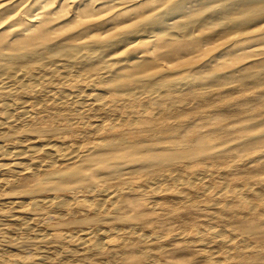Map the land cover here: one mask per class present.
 Instances as JSON below:
<instances>
[{
	"label": "bare ground",
	"instance_id": "1",
	"mask_svg": "<svg viewBox=\"0 0 264 264\" xmlns=\"http://www.w3.org/2000/svg\"><path fill=\"white\" fill-rule=\"evenodd\" d=\"M17 1L19 0H0V133L3 131V134L8 135L5 140L7 141L8 145H10V147H7L8 145L3 144L0 141V189L4 188L8 184L13 183L14 186L17 185L15 190L21 188V194H32L42 190H66L67 188L73 187L71 185H81L86 190L94 193L96 191V188L98 187H96L95 184L97 183L96 181L100 179V169L98 167L101 165L102 168L106 167V169L109 170L110 173L115 171V166L120 165V168L124 169L128 174L131 173L130 170H132L133 168L131 166L132 164L151 166V169L148 170L149 173H154L158 176H161L163 179H165L166 182L169 180L173 183L174 181L175 184L182 185L183 187H187L190 183L192 184V180L200 178L201 173L204 175L208 171H210L211 168L213 170L216 169V167H212L214 163L218 164V167H220V165L222 164V160H228L230 162V166L229 168L228 166L225 168L224 164H222L224 168L221 170L220 168L222 167H220L219 171H222V175L225 174L224 176L227 175L228 177H230L232 183H235V185L240 184V178L237 177L240 174L237 172H233L232 168L234 166L235 168H237L240 165H245V169H247L249 176L251 175L250 177L248 176L246 178L255 177L256 175L260 176V174L264 173L263 163L262 166L261 163H259V165L261 166L260 169H258L257 167V162L252 163L254 158H262L264 156V0H148L150 6L147 7V9H145L144 11L138 10L136 7H134L133 4L134 2H136V0H105V2L102 3L108 4L107 10H110V12L106 17L107 22H105V24H103L104 27L101 28L102 35L99 37L85 36L76 41H67L66 38L54 39L55 35L60 32L61 27H58L56 24L51 25L50 22L53 15L63 10V7L58 8L60 5L57 6L59 0H23V4L25 7H23L24 10H20L22 12H20L19 14V11L13 14L14 3H16ZM78 7L79 6H77L76 9L74 8L75 11H73V15L78 16ZM91 16H93V13L85 14L86 18H89ZM78 18L80 20L82 16H79ZM34 20L38 21L36 26H34V24H29V22H32ZM2 30L5 31L1 32ZM137 53L143 54L136 55ZM30 93L32 94L29 95ZM15 97H22V99L25 97L27 99L24 98L25 100H22L20 98L21 100L18 102L17 100L19 99H16ZM245 101H249V104L251 105H249L248 108H240L241 103ZM38 104H43V107L38 106ZM65 104L66 107L69 104L71 110L73 109V111L81 109V113L82 108L94 109L93 107H95L96 110H99L97 114L102 111L104 114L108 115L109 118L110 116L115 114L119 110V108H135V112L136 114L138 112L139 116H136L132 119L129 118L131 122H129L128 118L127 120L126 118L121 117L110 120L112 121V128L123 129L127 126H131L132 128H130V134L131 136L136 138L137 142L144 141L146 138L159 140V142H161L160 139L163 138H173V141L170 142L169 146H162V144H164L162 142L160 146L155 144L140 145L137 143L125 145V143L123 142L124 137L118 136L120 133L117 135L118 137L116 136L111 139H107V137L104 138L102 136L103 130L105 128L104 125L107 121L106 120L104 122L105 119L99 121L98 123L94 122L96 123L95 125H93L94 127L88 124L89 126L93 127V129L80 133L82 135V138L86 140H89L92 136L94 137V135L96 137L101 134L99 138L93 139L94 141H90L86 144H77L71 140H65L62 137V139L60 140L59 138L56 139L55 134H51L49 131H45L44 129H41L42 131L40 132L45 131L47 133L30 136L23 134L22 129L25 126L28 125L30 127H34L33 123H35L36 121L34 120L35 122H33V118L39 116L40 114L43 115V113L46 115L48 114L46 112L50 111L51 109H56ZM37 106L39 107V109L43 108L42 111L39 110ZM130 108L127 110L129 111ZM223 109H226V111H223V113L225 112V120H222L223 118L219 119L222 117L221 115H223L221 113V110ZM69 110L70 109H67L66 111L69 112ZM209 110L218 111L219 114L221 113V115L217 113L219 115V118L215 116V119L213 117H208L206 115L207 113L211 112ZM85 111L87 110H84L83 112ZM59 113H62V111ZM103 113L99 116L103 115ZM49 115L51 116V113ZM258 116H262V118H254ZM243 117H250L251 119H254H252L251 123L241 127H237L238 125H240L239 123H237L238 125L236 126H230L229 123L225 122L236 119L238 120ZM171 119H173L174 121H171ZM61 121L62 119L56 118V122ZM95 121L98 120L96 119ZM177 123H180L182 125L180 127L176 126ZM106 125L108 126V124ZM68 127H70V125ZM46 128L47 127H45V129ZM205 128L209 129L211 132H216V136H208L203 130ZM251 128H259V130H255V132L249 134L241 133L242 130ZM14 132H20V136H11V134H13ZM225 143H231V145H233L234 147L238 146L239 150L235 148L238 150H236V153L227 154L223 152L224 155H220L217 153V151H214L216 145L220 146L221 144ZM179 147H181L180 150H178ZM160 150H167V152H160ZM9 155H11V157H15L14 160L9 163H6V160L5 162H3L2 159L4 160ZM27 156L32 157L29 162L25 161V157ZM9 159L11 160V158ZM182 159L194 161H197L195 159H201V161L202 159H213L215 161L212 160V162H214L212 164L210 162L206 163L205 160V170H203V168V171L201 170L199 172L195 167L189 171V164V166L187 165L186 167L187 169H185L184 167H180V164L178 163ZM197 162L199 163V161ZM227 162H225L226 165ZM125 163L129 164L130 166H124ZM64 164L67 165L63 166ZM194 169H196L197 171ZM229 169L232 171H230ZM241 169L245 171L244 168ZM217 170L218 169H216V173ZM217 174L219 175L220 173ZM203 175L202 178H204ZM27 177L36 178L34 186H28V181H26ZM126 178L125 180H127ZM204 179H206V177ZM101 183L103 184L106 182ZM263 183L264 180L262 183L260 182L262 186H264ZM91 184H93V186ZM169 184H171V182ZM257 184L260 185L259 183ZM159 185L161 186L162 183ZM170 187H168V189ZM236 187H238V185ZM255 187L254 189L250 186L249 188L247 187L248 189H238L240 192H236V189L234 188L235 191H233L232 189L231 192L233 191L232 194L237 199L239 197L238 193H241L243 190H245V193H248L250 197L248 206L250 205V210L252 209V211H254L253 209H256L258 207L264 208V192L262 193V191H264L262 188L264 187L261 188L260 186V189L262 190L261 192H259L260 189L258 187L257 189L259 190H255ZM179 190L177 188L176 192H179ZM187 190L186 192L184 190V192L177 193L176 195L177 198H179L178 201H181L183 205H189V202L193 203V197H191L190 193H188ZM97 191L99 192V189ZM80 192H82V190ZM172 192H175V190L173 189ZM176 192L174 194H176ZM228 192H230V190ZM223 193L224 192H222L221 194H217H220L219 196H223ZM178 194L181 195L178 197ZM217 194L215 195L217 196ZM219 196L216 197L217 200L220 198ZM38 197L39 196H37V198ZM129 197H125L118 190H116V192L113 191L112 193L102 197L103 199L98 203L97 208L98 210L100 209V207L104 208V205H106L107 202H110L115 206V210L123 211V208H125V204L131 202L128 201ZM37 198H31V200H29L28 202H26L25 199H22L21 197L13 198L5 202V206L2 207L7 208V210L9 208L10 210L14 209L24 211H27L28 209H37L36 211H38V209L40 208L44 211L45 208H49L52 205H57V207L62 208H68L69 206H71V201H68L67 198H61L58 196L51 197V199L49 200ZM171 198L173 199V196ZM232 198H230V200ZM243 198L246 199V197ZM122 200L123 204H121ZM173 200L175 201V199ZM244 201V199L240 200L238 198L236 201V203L238 204L237 206L239 208L245 207L247 203ZM138 202L136 204H138ZM143 202L144 201H142V204L140 203L142 207L148 205H146V203L144 204ZM174 203L172 208L178 206L177 203H175V205ZM216 203L217 201H214V205L212 203V206H215ZM88 204L89 206H92L90 203ZM128 205L126 206V208H128ZM141 205H139V210H143L144 208H141ZM217 205L220 204L217 203ZM237 206H235V209H231L233 212L232 214H234V216L237 215V217L239 218L240 216L238 215H242V211L244 209L242 208V211L240 209H236ZM135 207L136 206H134V208L131 207V211H137ZM215 207L217 208V206ZM228 207L230 206L228 205ZM228 207L226 208L228 209ZM146 208L148 209V206ZM146 208L144 209L145 211L147 210ZM3 209L2 211H4ZM142 210L140 211L141 213ZM228 210L231 211L230 209ZM117 211L115 213H117ZM125 211H127V209ZM125 211H123V213ZM214 211L215 210L213 209V212ZM219 211L221 212V210ZM56 212H58V210ZM128 212H125V215ZM172 212L173 210L167 213L172 214ZM252 213L250 212V214L248 215H252ZM258 213H260V211ZM209 214H211L209 216L211 217L212 213H208V215ZM262 215H264L263 212ZM155 216H157V214ZM213 216H215V214ZM234 216H232V218L230 219L231 221H233ZM142 217L144 218V216ZM209 217H207V219ZM251 217L252 216H250V218ZM224 218L228 217H226L225 215ZM258 218L259 217H257V219ZM228 219L225 220V223L229 222ZM17 220L22 226L24 225L27 231H30L31 233L32 226L27 224L28 219L22 217L18 218ZM235 220H237V218ZM245 220H247V218H245ZM189 221L191 222V220H189L188 218V222ZM185 222L187 223V221ZM248 223L249 222L242 223L241 225H239V228L247 230L246 227L250 226V224ZM201 225L204 226V223H202ZM230 225L232 224H229V226ZM6 228L9 229L10 227L6 226ZM200 228L203 227L200 226ZM15 229L14 231H16ZM197 230L195 232H198ZM203 230L201 232L202 234L199 233L200 231L197 234H200L199 236H197L198 241L202 242L203 244H207V242L210 243V241L220 245L226 244L229 246L230 244L232 245L234 243L236 245V243H238L233 242L234 235L231 236L229 232H227L229 229L227 231H224V228L223 230H218L213 227V229L208 228L206 232H203ZM26 233L27 232H25V234ZM37 233L36 235H38ZM43 233L41 234V232H39L42 238L46 237L47 239L46 234ZM82 233H84V231ZM56 235L57 234H55V236ZM70 235V237H73L72 234ZM193 235L196 234H192V236ZM7 236L8 235H6V237ZM50 236H52L53 238V235ZM148 236L147 238H149ZM60 237L61 236L57 237L59 238L58 240L63 238ZM86 237L87 235H84L83 237L79 238L80 242L78 243L80 247H88L91 243H93L90 242L92 239L89 240V238L86 239ZM37 238L38 237H36V239ZM50 238L51 237H49L48 239ZM6 239L4 240L6 241ZM140 239L142 240L146 238L142 236L140 237ZM245 240L246 239H244V241ZM251 240L252 239H250V243ZM257 240L263 241V239H256V241ZM97 241V249H99L98 247H102L101 249H103V246L107 247L109 243H111H108V240L106 241L108 245L103 240L99 241L98 239ZM153 241H155V239ZM192 244L194 245V243ZM254 244L255 243H253V245ZM255 245L256 247H259V244ZM75 246L78 248V244H75ZM181 246L183 245L181 244ZM91 247H93V245ZM69 248L72 249L70 246ZM73 248L74 249L71 251H73V253L75 254H79V252L76 251L78 249L75 247ZM143 248L146 249V247ZM143 248L141 250H144ZM160 248L159 246H154L155 252H158ZM226 248L227 247H225V249ZM162 249L165 250L164 247ZM227 249L228 252L229 248ZM238 249L240 250V248ZM254 249L255 251L257 250V248ZM163 250L160 249L159 252ZM29 251L31 252V250ZM257 252L259 253V251ZM42 253H44V250ZM145 253L146 252L144 251V254ZM148 253L149 252L147 250V254ZM1 254L4 255L2 252L0 253V255ZM116 254L118 255V253ZM210 254L211 252L209 250L203 251L201 253L203 257H212V254L211 256ZM148 255L146 256L149 259L154 257V255H151V253ZM39 256H42V254ZM0 257L1 259L3 258L2 256ZM130 257L131 255L129 256V258ZM136 257L138 256H135V260H137ZM172 257H170V259ZM234 258L235 257H233V259ZM20 259L17 258V261H19ZM145 259L144 261L147 260V263L151 262V259L150 261H148V259ZM157 259H159V257ZM7 260L5 262H7ZM23 260L25 261L24 258ZM131 260L132 261H128H134L132 258ZM186 261L189 262V260ZM186 261L182 262V264H188ZM155 262L156 261H154V263ZM212 262L213 261H211L210 264Z\"/></svg>",
	"mask_w": 264,
	"mask_h": 264
},
{
	"label": "rangeland",
	"instance_id": "2",
	"mask_svg": "<svg viewBox=\"0 0 264 264\" xmlns=\"http://www.w3.org/2000/svg\"><path fill=\"white\" fill-rule=\"evenodd\" d=\"M2 1V0H1ZM159 1H163V0H159ZM102 2H105V0H59V2L57 3V6H59L58 8H61L63 7V10L58 12L57 14L53 15L51 17V22L50 24L51 25H54L56 24L58 27L60 26L61 27V30L60 32L55 35V38H66L67 41H76V40H79L80 38L82 37H85V36H95V37H99L102 35V30L101 28L104 27L103 24H105V22H107V15L108 13L110 12V10H107V7H108V4H104ZM98 3V4H97ZM28 5V4H27ZM26 5V6H27ZM134 7H136L138 10H145L147 9V7L150 6V4L148 3V0H136V2H134ZM13 6V5H12ZM79 6V14L78 16L76 15H73V11H75L76 7ZM24 4H23V0H19L17 1L16 3H14V7H13V14H15L16 12H18V14L22 11L20 10H24ZM57 8V9H58ZM75 8V9H74ZM87 13H93V16L89 17V18H86L85 17V14ZM63 15V16H62ZM76 16V17H75ZM79 16H82V18L79 20ZM77 18V19H76ZM37 22L36 20L32 21V22H29V24H34V26L37 25ZM71 25V26H70ZM5 30H2L1 32H4ZM73 35V36H72ZM70 37V38H69ZM143 53H137L136 55H141ZM32 93H30L29 95H31ZM25 96H28V95H25ZM16 98V97H15ZM22 99V97H17L16 99H19L17 100L18 102ZM25 98V97H24ZM22 99V100H25V99ZM243 103V104H242ZM241 103V106L240 108H248L250 102L249 101H245V102H242ZM38 106H42L43 107V104H38ZM37 106V107H38ZM69 107V108H68ZM55 108V107H54ZM60 108V109H59ZM66 108V109H65ZM94 109H84L82 108V113H81V109H78V110H74L73 109L71 110V107L69 106V104L67 105L66 107V104L65 105H62L61 107H58L56 109H48L50 111L46 112L48 114H40L39 116L33 118V123L34 124V127H30V126H25L22 130L23 134H26V135H39V134H42V133H47L45 131H49L51 134H55V137L56 139L59 138L62 139L64 138L65 140H71L75 143H88L90 141H94L93 139H97L101 136V134L99 136H96L94 135V137L92 136L89 140L87 139H84L82 138V135L80 134L81 132H85V131H88V130H91L93 129V125H95L96 123H98L99 121H102L104 120V122H108L106 123L105 122V125H104V130H103V133H102V136L105 138L107 137V139H111V138H114L116 137L119 133L118 136H123L124 137V143L125 145H128V144H140V145H150V144H155V145H158L160 146L162 143V146L164 145H170V142L173 141V138H163V139H160V141L162 142H159V140H152L151 138H146L144 141H141V142H137L136 141V138H134L133 136H131L130 134V128H132L131 126H127L123 129H113L112 128V125H111V122L110 120H113L115 118H134L136 116H139V113L137 112L136 114V110L135 108H130V107H123V109L119 108V110L113 114L112 116H109L104 114L102 111H100L99 114H97L99 112V110H96L95 107H93ZM130 110L128 111L127 109ZM39 109V107H38ZM43 108H40L39 110L42 111ZM67 109H70L69 112L66 111ZM133 109V110H131ZM57 110V111H56ZM62 113H59L61 112ZM84 110H87L85 112H83ZM94 110V112H93ZM96 110V111H95ZM56 111V112H54ZM73 111V112H72ZM92 111V112H91ZM131 111V112H130ZM211 111L210 113H207L206 116L208 117H213L215 119V116H217L219 118V115H221V113L223 115H221L219 119H222V120H225V116H224V113L223 111H226V109L224 110H221L220 114L218 111H213V110H209ZM51 113V116L49 115ZM67 112V113H66ZM71 112V113H70ZM80 112V113H79ZM96 112V113H95ZM101 116H99L100 114H102ZM130 112V113H129ZM213 112V113H212ZM74 113H77V114H74ZM128 113V114H127ZM213 115H212V114ZM219 115H218V114ZM54 114V115H53ZM57 114V115H56ZM97 114V115H96ZM131 114V115H130ZM133 114V115H132ZM56 115V116H55ZM211 115V116H209ZM44 116V117H43ZM47 116V117H46ZM104 116V117H103ZM107 116V117H106ZM130 116V117H129ZM46 117V118H45ZM93 117V118H92ZM99 117V118H98ZM216 117V118H217ZM56 118H60L62 119V123L61 122H56ZM255 119H261L262 116H258V117H254ZM252 118V119H254ZM67 119H68V122H67ZM98 120V121H95V120ZM101 119V120H100ZM127 119V120H128ZM129 119V122H131V120ZM244 119V120H243ZM252 119L250 117H243V118H240V119H236V120H231V121H225L226 123H229L230 126H236L238 125L237 123H239L240 125H238L237 127H241V126H244L246 124H249L252 122ZM35 120V121H34ZM51 120V121H50ZM65 120V121H63ZM50 121V122H49ZM171 121H174L173 119H171ZM199 121V120H198ZM53 124H52V123ZM72 124H70V123ZM96 122V123H94ZM110 122V123H109ZM248 122V123H246ZM51 123V124H50ZM93 123V124H92ZM36 124V125H35ZM38 124V125H37ZM86 124V125H85ZM93 126H89V125ZM108 124V126L106 125ZM180 123H177L176 126H181L182 124ZM233 124V125H232ZM67 125V126H65ZM70 125V127H68ZM37 126H40V127H37ZM42 127V128H41ZM45 127H47L45 129ZM33 128V129H31ZM66 128V129H65ZM69 128V129H68ZM72 128V130H71ZM109 128V129H108ZM27 129V130H25ZM30 132H29V130ZM44 129L45 131L43 132H40ZM76 129V130H75ZM78 129V130H77ZM107 132H106V131ZM118 130V131H117ZM205 131V133L208 135V136H216V132H211L209 129L205 128L203 129ZM208 130V131H207ZM255 130H259V128H251V129H247V130H242L241 133L243 134H249V133H252V132H255ZM25 131V132H24ZM72 131V133H71ZM77 131V132H75ZM124 131V132H123ZM250 131V132H248ZM3 132V131H2ZM0 133V141L3 143V144H6L8 145L7 141L5 140V138L8 137V135H5L3 133ZM21 132V133H22ZM68 132V133H67ZM79 132V134H78ZM116 132V133H115ZM77 133V134H76ZM210 133V134H209ZM3 134V135H2ZM11 136H20V132H14L13 134H11ZM117 136V137H118ZM211 136V137H212ZM62 137V138H61ZM70 137V138H69ZM109 137V138H108ZM128 140V141H127ZM163 140V141H162ZM132 141V142H131ZM134 141V142H133ZM221 146V147H220ZM216 145V147L214 148V151H217L218 154L220 155H224L223 152L225 153H236L239 148L238 146L234 147L233 145H231V143H225V144H221V145ZM231 146V147H230ZM7 147H10V145H8ZM230 148V149H229ZM237 148V149H235ZM178 149V148H177ZM175 149V150H177ZM181 147H179L178 150H180ZM227 149V150H226ZM235 149V150H234ZM227 152H226V151ZM237 150V151H236ZM160 152H164L166 153L167 150H160ZM222 153V154H221ZM226 155V154H225ZM8 158V159H7ZM11 158V160L9 159ZM15 157H11V155L7 156L4 160L2 159L3 162H5V160L7 161L6 163H9L11 161L14 160ZM27 159V160H26ZM32 159V157L30 156H27L25 157V161L26 162H29L30 160ZM257 159V160H256ZM10 160V161H9ZM197 161H199V163L197 161H194V160H188V159H182L180 160V162L178 164H180V167H184L185 169H187V165L189 164L190 165V168L188 167V170H192L194 167L200 172L204 167H205V164L207 162H210V163H214L212 162L211 159H202V161L204 162V165H203V162L201 161V159H195ZM211 160V161H210ZM215 161V160H213ZM225 160H222V164H224L225 168L228 166H230V162L228 163L227 161V165L226 163L224 162ZM190 162V163H189ZM196 162V163H195ZM257 162V167L258 169L261 168L262 166V163L264 164V156L262 158H254L253 162L252 163H255ZM259 163H261V166L259 165ZM196 164V165H195ZM220 165V167H218V164H213V168L216 167L217 170V173H220L219 175L216 173V169H212V172L211 170L208 171L206 174H202L200 175V178L198 179H194L192 180V184L190 183L187 187H188V190H187V187H183L182 185H179V184H175V182L173 181H165V179H163L161 176H158L154 173H149L148 170L151 169V166H146V165H139V164H132L131 166L133 167L130 174H128L124 169L120 168V165L119 166H115V171L114 172H109V170L106 169V167H103L102 168V165L99 166L98 168L100 169L99 170V173H100V176H99V180H97L95 186L97 187L96 188V191L99 189V192L95 191L94 193L93 192H90L89 190H86L83 186L81 185H71L73 187H70V188H67L66 190H59V191H56V190H42V191H38L36 193H23L21 194V188H18V190L16 188L17 185L14 186L13 183L11 184H8L6 185L4 188L0 189V253L2 252L4 255H0L2 256L3 258L1 259L0 261V264H135V263H138V264H146L147 263V260L150 261L151 259V262L147 263V264H171V263H174V264H182V262H185L186 260H189L186 261L188 264H210L211 261H213L211 264H262L264 263V237H261V236H264V215H262V212L264 214V208L263 207H258L256 209H253L254 211H252V209L250 210V205L248 206L249 204V201H250V197L248 195V193H245V190H243L241 193H238L239 194V199L240 200H245L244 202H246V206L245 207H241L239 208L236 203L237 199L233 196L232 192L235 191L236 189V192H238L239 190L238 189H248L249 186L251 188L254 189L255 187V190H259L260 189V186L261 188L264 187L260 184V182L262 183L263 180H264V173L260 174L259 175H256V179L255 177H251V178H246L249 176V173L247 171V169H245V165H240L239 167L235 168V166L232 168L233 169V172H237L239 173L240 175H238L237 177L240 178V184H237L238 187H236L237 185H235V183H232L230 177H228L227 175L224 176L222 175L223 173H221L219 170L223 169L224 166L223 165ZM67 164H64L63 166H65ZM185 165V166H184ZM188 165V166H189ZM200 165V166H199ZM216 165V166H214ZM124 166H130L129 164L125 163ZM232 166V165H231ZM248 166V165H247ZM119 169H118V168ZM123 167V165H122ZM192 167V168H191ZM201 169H200V168ZM199 168V169H198ZM220 168V169H219ZM241 168H244L245 171H243V169ZM247 168V167H246ZM117 169V171H116ZM194 169V170H196ZM210 169V168H209ZM236 169V170H235ZM239 169V170H237ZM257 169V170H258ZM121 172H120V171ZM196 170V171H197ZM205 170V168L203 169ZM202 170V171H203ZM230 170V169H229ZM228 171V169H227ZM232 171V170H230ZM247 171V172H246ZM255 171V170H254ZM105 172V173H104ZM125 172V173H124ZM133 172V173H132ZM211 172V173H210ZM108 173V174H107ZM122 173V174H121ZM248 173V174H247ZM106 174V175H105ZM114 174V175H112ZM117 174V175H116ZM136 174V175H135ZM208 174V175H207ZM210 174V175H209ZM212 174V175H211ZM259 174V173H258ZM102 175V177H101ZM121 175V176H120ZM123 175V176H122ZM129 175V176H128ZM202 175L204 176V178L206 177V179L202 178ZM206 175V176H205ZM222 175V177H221ZM105 176V177H104ZM111 176V177H110ZM116 176V177H115ZM132 176V177H131ZM157 176V177H156ZM251 176V175H250ZM249 176V177H250ZM263 178H262V177ZM108 177V178H107ZM127 177V178H126ZM154 177V178H153ZM156 177V178H155ZM160 177V178H159ZM210 177V178H209ZM224 177V178H223ZM226 177V178H225ZM261 177V178H260ZM110 178V179H109ZM124 178V179H122ZM125 178L127 180H125ZM131 178V179H130ZM31 179V180H30ZM122 179V180H121ZM157 179V180H156ZM161 179V180H159ZM202 179V180H201ZM204 179V180H203ZM252 179V180H251ZM113 180V181H112ZM119 180V181H118ZM152 180V181H151ZM199 180V181H198ZM248 180V181H247ZM250 180V181H249ZM26 181H28V186H34V183L36 181V178L35 177H27L26 178ZM32 181V183H31ZM139 181V182H138ZM150 181V182H149ZM196 181V182H195ZM245 181V182H244ZM101 182H106V183H101ZM108 182V183H107ZM171 182V184H169ZM194 182V183H193ZM221 182V183H220ZM226 182V183H225ZM242 182V183H241ZM244 182V183H243ZM31 183V185H30ZM124 183V184H123ZM128 183V184H127ZM148 183V184H147ZM157 183V184H156ZM162 185L160 186L159 184ZM200 183V184H199ZM225 183V185H224ZM250 183V184H249ZM253 183V184H251ZM257 183H259L260 185H258ZM106 184V185H105ZM151 184V185H149ZM175 184V185H174ZM242 184V185H241ZM247 184V185H246ZM257 184V185H256ZM264 184V183H263ZM93 186V184H91ZM103 185V186H102ZM131 185V186H130ZM153 185V187H152ZM165 185V186H164ZM168 185V186H167ZM173 185V186H172ZM178 187H177V186ZM193 185V186H192ZM218 185V186H217ZM227 185V186H226ZM246 185V186H245ZM253 187H252V186ZM107 186V187H105ZM156 186V187H154ZM171 186V187H170ZM191 186V187H190ZM226 186V187H225ZM235 186V187H234ZM244 186V187H243ZM11 187V188H10ZM145 187V188H144ZM168 187H170L168 189ZM175 190V192L177 191V188L178 190H187L188 193H190L191 197H193V203L192 202H189L190 204H185L183 205L181 203V201H178L179 198H177V193H182L184 192L183 191H180L179 192H176V194H174L175 192H172L173 189ZM183 187V189H182ZM229 187V188H228ZM248 187V188H247ZM257 187L259 189H257ZM7 188V189H6ZM101 188V189H100ZM110 188V189H109ZM130 188V189H129ZM136 188V189H135ZM167 188V190H166ZM218 188V190H217ZM225 188V189H224ZM231 188V189H230ZM235 188V189H234ZM80 189V190H79ZM103 189V191H102ZM134 189V190H133ZM142 191H141V190ZM144 189V191H143ZM152 189V190H150ZM156 189V190H155ZM161 189V190H160ZM171 189V190H170ZM233 189V191L231 192V190ZM264 190V188H262ZM75 190V191H74ZM82 190V192H80ZM116 190H118L119 192H121L125 197H129L128 198V201L130 203H126L125 204V208L126 206L128 205V208L130 209L131 207L134 209V211H129L128 208L127 211H125L126 209L123 208V211L125 212H128L126 215H125V212L123 213V211H121L123 213V216H122V213L120 211H117L114 209V205L110 202H107L106 205H104L105 207H100V211L98 210L97 208V205L98 203L103 199L102 197L112 193L113 191L116 192ZM155 190V191H154ZM159 192H158V191ZM209 190V191H208ZM214 190V191H213ZM216 190V191H215ZM230 190V192H228ZM17 191V193H16ZM74 191V192H73ZM102 191V192H101ZM112 191V192H111ZM151 191V192H150ZM155 193H154V192ZM164 191V193H163ZM169 191V192H168ZM262 190L260 189L259 192H261ZM125 192V193H124ZM134 192V193H133ZM146 192V193H145ZM158 192V193H157ZM172 194H171V193ZM193 192V193H192ZM205 192V193H204ZM207 192V193H206ZM213 192V193H212ZM222 192H224L226 194L223 193V196H219ZM240 192V191H239ZM264 191H262L263 193ZM19 193V194H18ZM43 193V194H42ZM100 193V194H99ZM129 193V194H128ZM145 193V194H144ZM217 193H220V194H217ZM18 194V195H17ZM29 194V195H28ZM197 194V196H196ZM200 194V195H199ZM205 194V195H204ZM217 194V196H219L220 198L217 200V196L215 195ZM230 194V195H228ZM244 195V196H241V195ZM247 194V196H246ZM181 194H178V197L180 196ZM197 197H195V196ZM203 195V196H202ZM215 195V196H214ZM232 195V196H231ZM23 196V197H22ZM37 196H39L37 198ZM61 197V198H67L68 201H71L70 202V205L68 208L67 207H57V205H52L51 207H47L44 209V211L42 209H38V211H36L37 209H28L27 211L25 210H14V209H9L7 210V208L5 207H2V206H5L4 203L13 199V198H17V197H21L22 199H25L26 202H28L29 200L32 199H46V200H49L51 199V197ZM73 196V197H71ZM173 196V199H175V201L171 198ZM225 196V197H224ZM229 196V197H228ZM3 197V198H2ZM31 197V198H30ZM36 197V198H35ZM44 197V198H43ZM50 197V198H49ZM94 197V199H93ZM170 197V198H169ZM199 197V198H198ZM223 200H222V198ZM233 197V198H232ZM243 197H246L241 199ZM78 198V199H77ZM81 198V199H80ZM85 198V199H84ZM140 198V199H139ZM203 198V199H202ZM213 198V199H212ZM216 198V199H214ZM227 198V199H226ZM230 198L232 199L230 200ZM249 198V199H248ZM107 199V198H106ZM168 199V200H167ZM197 199V200H196ZM226 199V200H225ZM90 200V202H89ZM134 200V201H133ZM167 200V201H166ZM200 200V202H199ZM222 200V201H221ZM225 200V202H224ZM109 201V200H108ZM139 201V202H138ZM141 201V202H140ZM142 201H144L143 203L148 206V209L146 208L147 206H143L142 207ZM156 201V202H155ZM177 201V202H176ZM197 203H196V202ZM209 201V202H208ZM214 201H217L218 204L220 205H216L217 208L215 206H212V203L214 205ZM221 201V202H220ZM248 201V202H247ZM2 202V203H1ZM79 202V203H78ZM97 202V203H96ZM133 202V203H132ZM138 202V204H136ZM148 202V203H147ZM172 202V203H171ZM177 203L178 206L175 207V208H172L173 206V203ZM231 202V203H229ZM82 205H81V204ZM85 203V204H84ZM90 203L92 206H89ZM94 203V204H93ZM96 203V204H95ZM141 203V204H140ZM157 203V204H156ZM170 203V204H168ZM174 203V205H175ZM197 206H196V204ZM228 203V204H227ZM74 204V205H73ZM87 204V205H86ZM121 204H123V200L121 201ZM135 204V205H134ZM162 204V205H161ZM167 204V205H166ZM172 204V205H171ZM176 204V205H177ZM139 205H141V208H143V210L146 208L147 210L143 211L142 209L139 210ZM150 205V206H149ZM153 205V206H152ZM157 205V206H156ZM160 205V206H158ZM170 205V206H169ZM183 205V206H182ZM228 205L230 207H228ZM77 206V207H76ZM95 206V207H94ZM124 206V205H123ZM162 206V207H161ZM180 206V207H179ZM195 206V207H194ZM228 207V209H230L231 211H229L226 207ZM235 206H237L236 209H240L242 211V208L245 210H243V214L241 215H238L241 217L238 218L237 215L234 216V214H232V209H235ZM92 207V208H91ZM99 207V206H98ZM153 207V208H152ZM170 209H168V208ZM179 207V208H178ZM211 207V208H210ZM213 207V208H212ZM221 207V209H220ZM227 209H224V208ZM234 207V208H233ZM4 208V209H3ZM51 208V210H50ZM75 208V209H74ZM78 208V209H77ZM103 208V209H102ZM167 208V209H166ZM232 208V209H231ZM2 209L4 211H2ZM87 209V210H86ZM91 209V210H90ZM111 209H114V210H111ZM154 209V210H153ZM172 214L171 213H167V212H171L172 210ZM177 209V210H176ZM213 209L215 210L213 212ZM46 210V211H45ZM55 210V211H54ZM58 210V212H56ZM64 210V212H63ZM70 210V211H69ZM85 210V211H83ZM106 210V211H104ZM142 210V213L140 212ZM149 210V211H148ZM168 210V211H167ZM212 210V211H211ZM217 210V211H216ZM221 210V212L219 211ZM250 210V211H249ZM12 213H11V212ZM21 211V212H20ZM97 211V212H96ZM99 211V212H98ZM117 211V213H115ZM167 211V212H166ZM195 211V212H194ZM223 211V212H222ZM226 213H225V212ZM248 211V212H247ZM260 211V213H258ZM15 212V213H14ZM134 212V213H133ZM136 212V213H135ZM140 214H139V213ZM166 212V213H165ZM230 212V213H228ZM247 212V213H246ZM250 212L252 213V215H248L250 214ZM8 213V214H7ZM14 213V214H13ZM19 213V214H18ZM46 213V214H45ZM77 213V214H76ZM86 213V214H85ZM144 213V214H143ZM208 213H212V216L215 214V216H211L209 217L211 214L208 215ZM228 213V214H227ZM12 214V215H11ZM105 214V215H104ZM120 214V215H119ZM157 214V216H155ZM226 217L228 218H224L225 215ZM247 214V215H246ZM21 215V216H20ZM45 215V216H44ZM129 215V216H127ZM134 215V216H133ZM195 215V216H193ZM219 215V216H217ZM224 217H223V216ZM228 215H231V216H228ZM7 216V217H5ZM36 216V217H35ZM43 216V217H42ZM47 216V217H46ZM119 216V217H118ZM125 216V217H124ZM138 216V217H137ZM144 216V218L142 217ZM184 216V217H183ZM232 216H234L233 218V221H231L230 219L232 218ZM249 216V218H248ZM250 216H252L250 218ZM263 216V217H262ZM9 217V218H8ZM26 218L28 219V222L27 224L31 225V233L30 231H27L24 227V225L22 226L19 221L17 220L18 218ZM28 217V218H27ZM39 217V218H38ZM122 217V218H121ZM132 217V218H131ZM135 217V218H134ZM151 217V218H150ZM186 217V218H185ZM200 217V218H199ZM207 217L209 218L207 219ZM217 219H216V218ZM255 217V218H254ZM257 217H259L257 219ZM262 217V218H261ZM37 218V219H36ZM54 218V219H53ZM188 218L189 220H191L190 224L188 222ZM193 220H192V219ZM202 218V219H201ZM205 218V219H204ZM220 218V219H219ZM237 218V220H235ZM245 218H247V220H245ZM115 219V220H114ZM136 221H135V220ZM143 221H141V220ZM195 219V220H194ZM198 219V220H197ZM201 219V220H200ZM204 219V220H203ZM229 222L225 223L227 220ZM240 221H239V220ZM244 219V220H243ZM255 219V220H254ZM261 219V220H260ZM13 220V221H12ZM208 220V221H207ZM31 221V222H30ZM187 221V223L185 222ZM193 221V222H192ZM200 221V222H199ZM203 221H206V222H203ZM185 222V223H183ZM246 222H249L248 224H250V226H247V230H244V229H241L239 228V225H241L242 223H246ZM18 223V224H17ZM32 223V224H31ZM202 223H204V226L201 225ZM207 223V224H206ZM226 225H224V224ZM256 223V224H254ZM162 226H161V225ZM200 224V225H199ZM228 224V225H227ZM229 224H232L229 226ZM235 224V225H234ZM16 225V226H15ZM143 225V226H142ZM2 226V227H1ZM7 227H10L9 230ZM12 226V227H11ZM28 226V225H27ZM140 226V228H139ZM173 226V227H172ZM194 226V227H193ZM203 227V228H200ZM216 226V227H215ZM218 226V228H217ZM227 226V227H226ZM233 230H231L229 227ZM20 227V228H19ZM153 227V228H152ZM170 227V228H169ZM183 227V228H182ZM189 227V228H188ZM191 227V228H190ZM197 227V228H196ZM199 227V228H198ZM216 228L218 230H223V228L225 229L224 231H228L229 234L231 236H233L234 240H237V241H234L233 242H238L236 243V245L233 243L232 245L230 244L229 245H220V244H217V243H214V242H207V244H203L202 242L198 241V237L199 233L202 232L203 229V232H206L209 229H213ZM13 228V229H12ZM16 228V229H15ZM117 228V229H116ZM125 228V229H124ZM135 228V229H134ZM220 228V229H219ZM237 228V229H236ZM249 228V229H248ZM14 229L16 231H14ZM33 229V230H32ZM37 229V230H36ZM41 229V230H40ZM43 229V230H42ZM83 229V230H82ZM87 231H86V230ZM140 229V230H139ZM182 229V230H180ZM185 229V230H184ZM189 231H188V230ZM195 229V230H194ZM199 229V230H197ZM201 229V230H200ZM21 234H20V232ZM25 230V231H24ZM35 230V231H34ZM94 230V231H93ZM105 230V231H104ZM112 230V231H111ZM115 230V231H113ZM122 230V231H121ZM124 230V231H123ZM128 230V231H127ZM131 230V231H130ZM133 230V231H132ZM176 232H174V231ZM184 230V231H183ZM198 231V232H195V231ZM235 230V231H234ZM84 231V233H82ZM111 231V232H110ZM127 231V232H126ZM136 231V232H135ZM187 231V232H185ZM10 232V233H9ZM12 232V233H11ZM25 232H27L25 234ZM38 232V233H37ZM39 232H41V234L44 232L47 236V239L46 237L42 238L41 234H39ZM63 232V233H62ZM77 232V234H76ZM86 232V233H85ZM89 232V233H88ZM99 232V233H98ZM104 232V233H103ZM107 232V234H106ZM174 232V233H173ZM181 232V233H180ZM184 234H183V233ZM190 232V234H189ZM192 232V233H191ZM194 232V233H193ZM257 234H255V233ZM36 233L39 235H36ZM43 233V234H44ZM67 233V234H66ZM102 233V234H101ZM135 233V234H134ZM173 233V234H172ZM259 233V234H258ZM8 235L6 237V235ZM10 234V235H9ZM16 236H15V235ZM23 234V235H22ZM33 236H32V235ZM55 234H59L58 236H61L63 237L62 239L58 240L59 238H57L58 236ZM72 234L73 237H70ZM96 234V235H95ZM143 234V235H142ZM158 234V235H157ZM168 234V236H167ZM175 234V235H174ZM180 234V236H179ZM189 236H187V235ZM192 234H196V235H193ZM202 234V233H201ZM5 235V236H3ZM15 237H13V236ZM18 235V236H17ZM26 235V236H25ZM50 235H53V238L52 236ZM75 235V236H74ZM84 235H87L86 239L89 238V240H91L90 242H95L94 244L91 243L88 247H80L79 243V238L80 237H83ZM144 237L146 239H140V237ZM149 235V236H148ZM156 235V236H155ZM165 235V237H164ZM177 235V236H176ZM182 235V236H181ZM239 235V236H238ZM252 235V236H251ZM261 235V236H260ZM2 236V237H1ZM10 236H11V240H10ZM21 236V237H20ZM23 236V237H22ZM28 236V237H27ZM65 236V237H64ZM138 238H137V237ZM147 236L149 238H147ZM154 236V237H153ZM160 236V237H159ZM193 239H192V237ZM196 236V237H194ZM237 236V237H236ZM248 236V237H246ZM257 236V237H256ZM260 236V237H258ZM6 237V238H4ZM19 237V238H18ZM36 237H38L36 239ZM49 237H51L50 239H48ZM60 237V238H61ZM121 239H120V238ZM151 237V238H150ZM157 237V239H156ZM160 239H159V238ZM175 237V238H174ZM236 237V238H235ZM246 237V238H244ZM251 237V238H249ZM255 237V238H254ZM3 238V239H2ZM17 238V239H16ZM55 238V239H54ZM77 238V239H76ZM123 238V239H122ZM126 238V239H125ZM129 238V239H128ZM178 238V239H177ZM187 238V239H186ZM248 238V239H247ZM6 239V241L4 240ZM16 239V241H15ZM25 239V240H23ZM40 239V240H39ZM67 239V240H66ZM70 239V240H69ZM99 241L103 240L105 241V243H107L106 241L108 240V243H107V247L106 246H103L104 248L101 249L100 247H98L99 249H97V246L96 244L98 243V240ZM126 241H125V240ZM155 239V241H153ZM166 239H169V240H166ZM192 239V240H191ZM244 239H246L244 241ZM250 239L251 240V243H250ZM256 239H263L262 240H257ZM3 240V241H2ZM9 242H8V241ZM19 240V241H18ZM58 240V241H57ZM66 240V241H65ZM78 240V241H76ZM118 240V241H117ZM131 240V241H130ZM166 240V241H165ZM197 240V241H196ZM248 240V241H247ZM12 241V242H11ZM62 241V242H61ZM114 244H113V242ZM241 241V242H240ZM255 241V242H254ZM58 242V244H57ZM76 242V243H75ZM97 242V243H96ZM116 242V243H115ZM119 242V243H118ZM135 242V243H134ZM189 242V243H188ZM199 242V243H198ZM249 242V244H248ZM194 243V245L192 244ZM253 243L255 244H259V247L256 245L254 246ZM263 243V245H262ZM53 244V245H52ZM75 244H78V248L75 246ZM159 246V248L161 250H163L162 248L164 247L165 250L163 251H160L158 250V252H155L154 250V246L155 247H158L157 245ZM177 244V245H176ZM181 244L183 246H181ZM192 244V245H191ZM245 244V245H244ZM252 244V246H251ZM262 247H261V245ZM93 245V247H91ZM170 245V246H169ZM180 245V246H179ZM191 245V246H190ZM216 245V246H215ZM241 245V246H240ZM69 246L72 248L70 249ZM115 246V247H114ZM178 246V247H177ZM187 246V247H186ZM240 246V247H239ZM247 246H250V247H247ZM77 248L78 250H76L78 253H73V250L74 248ZM112 247V248H110ZM143 247H146L143 248ZM150 249H149V248ZM225 247L229 248V251L227 252V248L225 249ZM237 249H236V248ZM243 250H242V248ZM257 248V250L255 251L254 248ZM5 248V249H3ZM19 250H18V249ZM87 248H92L91 250L90 249H86ZM107 248V249H106ZM134 248V249H133ZM139 248V249H138ZM144 249V250H141V249ZM148 248V249H147ZM153 248V249H152ZM234 249V250H231V249ZM240 248V250L238 249ZM253 248V250H252ZM2 249V250H1ZM41 249V250H40ZM44 250V253L43 250ZM61 249V250H59ZM82 249V250H81ZM97 249V250H96ZM112 249V250H111ZM225 249V250H224ZM248 249V250H247ZM7 250V251H6ZM13 250V251H12ZM17 250V251H16ZM21 250V251H20ZM25 252H24V251ZM31 250V252L29 251ZM63 250V251H62ZM68 250V251H67ZM124 250V251H123ZM147 250H148V254L151 253V255H154V257L152 258H148L146 255L147 254ZM154 250V251H153ZM210 251L211 254H212V257H203V255H201V253L203 251ZM222 250V251H221ZM239 250V251H238ZM252 250V251H251ZM17 253H16V252ZM27 251V252H26ZM80 251H81V256H80ZM139 251H142V252H139ZM144 251L146 252L144 254ZM152 251V252H150ZM220 251V252H219ZM225 251V252H223ZM237 251V252H236ZM244 251V252H243ZM259 251V253L257 252ZM6 252V253H5ZM8 252V253H7ZM15 252V253H14ZM20 252V253H19ZM30 254H29V253ZM83 252V253H82ZM112 252V253H111ZM121 252V253H120ZM138 252V253H137ZM230 252V253H229ZM233 252V253H231ZM250 252V253H249ZM255 252V253H254ZM34 253V254H33ZM39 253V254H38ZM72 253V254H71ZM116 253H118V256ZM120 253V254H119ZM141 253V255H140ZM228 253V255H227ZM22 254V255H21ZM42 256H39L41 255ZM76 256H75V255ZM114 257H113V255ZM116 254V255H115ZM124 254V255H123ZM170 254V255H169ZM172 254V255H171ZM174 254V255H173ZM210 254V256H211ZM216 256H214V255ZM235 256H234V255ZM241 254V255H240ZM14 255V256H13ZM19 255V256H18ZM46 257H45V256ZM127 255V256H126ZM131 255V257L129 258V256ZM145 255V256H144ZM201 255V256H200ZM225 255V256H224ZM227 255V256H226ZM258 255V256H257ZM12 256V257H11ZM24 256V257H23ZM34 256V257H33ZM38 258H37V257ZM133 256V257H132ZM135 256H138L136 257L137 260H135ZM149 256V255H148ZM172 257L170 259V257ZM177 256V257H175ZM231 256V257H229ZM250 256V257H249ZM5 257V259H4ZM44 257V258H43ZM78 257V258H77ZM146 259H145V258ZM159 257V259H157ZM169 257V259H168ZM193 257V258H192ZM215 257V258H214ZM233 257H235L233 259ZM252 257V258H251ZM8 258V260H7ZM16 258V259H15ZM17 258L20 259L19 261H17ZM23 258L25 259V261L23 260ZM55 258V259H54ZM131 258L134 260L133 262H130L132 261ZM139 258V259H138ZM155 258V259H153ZM178 258V259H177ZM213 258V259H211ZM230 258V259H229ZM241 258V259H240ZM243 258V259H242ZM258 258V259H257ZM14 259V260H12ZM39 259H42V260H39ZM44 259V260H43ZM63 259V260H62ZM141 259V260H140ZM143 259V260H142ZM144 259L146 261H144ZM153 259V260H152ZM207 259V260H206ZM215 259V260H214ZM222 259V260H221ZM233 259V260H232ZM238 259V260H237ZM254 259V260H253ZM4 260V261H2ZM7 260V262H5ZM10 260V261H9ZM23 260V261H22ZM39 260V261H38ZM108 260V261H107ZM130 260V261H127ZM211 260V261H210ZM218 260V261H217ZM96 261V262H95ZM137 261V262H136ZM153 261V262H152ZM154 261H156L154 263ZM160 261V262H159ZM220 261V262H219ZM5 262V263H4ZM10 262V263H9ZM15 262V263H14ZM135 262V263H134ZM146 262V263H145ZM216 262V263H215ZM219 262V263H218Z\"/></svg>",
	"mask_w": 264,
	"mask_h": 264
}]
</instances>
